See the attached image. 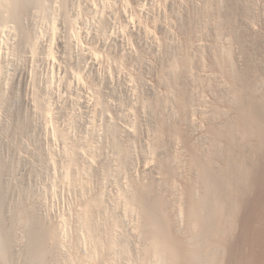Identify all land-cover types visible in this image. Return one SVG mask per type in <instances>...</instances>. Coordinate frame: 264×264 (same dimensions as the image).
Returning a JSON list of instances; mask_svg holds the SVG:
<instances>
[{"label": "rangeland", "instance_id": "374dc122", "mask_svg": "<svg viewBox=\"0 0 264 264\" xmlns=\"http://www.w3.org/2000/svg\"><path fill=\"white\" fill-rule=\"evenodd\" d=\"M43 1L42 6L31 2L30 5L27 4L25 5L26 7H21L22 14L19 13L20 17L15 18V20L13 16H9L8 11V13L5 11L6 7H0V12H3L2 14L6 12L5 14L7 15L3 17L2 23L0 22V166L3 164L1 167L3 169L1 170L0 168V173L4 172L1 174L2 177L0 175L2 179V181L0 179V183L4 182L2 183L3 186L2 184L0 186L5 189L3 190L4 192L7 191L5 197L7 195L9 199L5 198L7 202L4 201V203L7 206L3 204L2 215L7 224L8 222L12 223L11 230L14 232L12 231L11 239L14 242L11 240L10 244L13 247H11L12 252L15 253L9 254L8 259H10L9 261L12 264H17V262L18 264L24 263V248L27 246L26 243L28 244V237L25 234V222L31 217H37L38 214V217L43 220L45 218L44 221L48 222L47 224L50 227L52 226L51 228L54 229V232L56 229V241L59 236L57 241L59 248L56 251L55 249L50 251L49 264H94L95 262L96 264H138L139 249L137 251V248H139V237H137L138 233L134 231L136 229L135 225H137V216L132 211L134 216L130 211L128 212L130 206L127 207L128 203L123 200L121 195L126 190L125 188L130 187L129 182L131 183L133 177L136 176L134 179H137V176L138 178L142 176L138 180L144 178V175L139 172L140 168L153 164L152 159H149L152 155L148 150L149 147H147L148 135L153 129V126L151 127L152 116L149 113V103H145L150 100L147 94V87L155 86L158 91L162 87L161 92L166 91L163 84L159 86L152 80L153 70L158 71L160 68L159 71L163 70L164 64H161L164 59L166 63L168 59H166V56L168 57L169 55L170 57L171 53L174 52L172 51L173 45H175L173 50L176 53V39L179 43L182 42L180 36L184 33V28L181 26L182 21L177 18L184 20V17L187 16L186 14H202L199 11L197 13V7L200 9L203 0H65V3L63 0ZM195 6L197 7L195 8ZM258 9L254 10L255 12L253 11L254 15L252 13V20L256 21L257 19L258 24L249 19L250 17L247 18V21L253 22V25L261 23V20L259 21L260 18L256 14L261 13L260 11L263 8L260 11ZM134 10L138 12L135 11V13L133 12ZM5 14L2 16H5ZM141 14L143 15L141 16ZM128 15L129 17L135 16L134 32L137 31L136 35L127 31L129 29L126 28L124 17H128ZM141 19L144 20L142 21ZM154 19H160V24L162 23L163 27L166 26L164 30L169 32L166 33L157 27L151 26L152 32L154 30L157 31L156 33L153 32L154 35H158V37L155 35V40L157 39L158 42L155 40L153 42L159 43L158 45L156 44V50L152 49V42H150L152 40L143 36L139 31V26H146V23L147 25H153ZM167 19H173L174 23L172 20ZM17 20L18 23L20 22L19 25ZM151 20H153L152 24H150ZM177 22H180L179 27L182 28L183 32L178 28ZM137 23L141 25L138 26ZM199 25H197L196 29L194 28L195 32H197L195 33L196 39L194 42L200 41L198 43L200 46L202 45L201 48L204 45L206 46L201 50L205 51H203L204 56H206L204 58L208 63L209 51L207 43L211 34L208 33L209 35H206L205 33L209 29ZM167 26H169V29H167ZM259 26L255 27L258 28ZM202 28L206 29L205 33ZM198 30L199 32L202 30V32L199 33ZM171 32L175 34H173L175 37H173ZM184 35H182V38ZM198 37L202 38L199 39ZM161 40L162 43L166 42L162 44ZM221 41L225 45L228 44L223 38ZM129 50L131 54L128 52ZM149 50H153L154 53ZM191 50L196 53L194 47H191ZM142 57L146 59L143 61L144 58ZM121 59H124L123 62ZM127 60L128 65H125ZM141 63L142 65H140ZM130 64H133L134 67ZM208 66L212 68L211 65L207 64L204 69H210ZM199 70L203 71L200 68ZM135 79H137V83ZM139 111H141V114ZM129 127L132 128V131L136 130L133 131L134 134L133 132L132 135L126 134L125 128ZM145 131H148L147 134ZM114 132L117 137L114 136L115 134L113 135ZM113 140L116 141V147ZM124 143H128V146ZM121 152L123 155H121ZM116 154L117 156L120 155L119 158H117ZM127 166L128 168H126ZM79 169L81 170L79 171ZM78 189L79 191L81 189L83 194ZM93 198L98 199L102 205L100 204L99 208L96 207L97 209L94 208V212H92L95 215H93V219L97 220L95 222L92 219V225L94 223L95 227L98 226L100 228L97 229V227L93 226L97 231L91 230V236L90 231L88 232L87 228L85 230L86 226L80 224L82 220L78 215V211L84 199L88 201L94 200ZM116 200L120 202H116ZM123 202L125 203L123 204ZM115 203L119 205L117 206ZM113 207L119 209L116 210ZM15 214L18 216L17 219ZM22 215L26 217L23 218L24 220ZM110 217L111 219H109ZM100 219L103 221L100 222ZM115 220H118L117 224ZM12 221L17 222V224ZM22 222H24V228L22 227ZM96 223L99 224L96 225ZM102 231L103 233H101ZM105 231L107 232L105 233ZM112 232L114 233L113 236ZM132 232H135V234ZM110 240L116 245L114 246L113 244V249H107V243H110ZM126 248L129 250H126ZM112 251L117 254H113ZM128 252L129 254L127 255ZM119 253L125 254L120 256ZM125 255L128 257L126 258ZM10 256L13 257L12 261ZM102 258L106 259L103 260Z\"/></svg>", "mask_w": 264, "mask_h": 264}, {"label": "bare ground", "instance_id": "6f19581e", "mask_svg": "<svg viewBox=\"0 0 264 264\" xmlns=\"http://www.w3.org/2000/svg\"><path fill=\"white\" fill-rule=\"evenodd\" d=\"M42 1L43 0H0V7H6L7 9H5V11H8L10 14L8 15L13 16L15 20V18H19L20 14H22L21 7L27 4L30 5L31 2H35L36 4L38 3L39 5L41 4L42 6ZM63 1L65 3V0ZM259 6L260 8L258 9ZM196 7L197 6H195V8ZM261 8H263L264 10V0H203V4L200 9L197 7V13L199 11L202 14H186L187 16L184 15L186 16L184 17V20H181V18H177L182 21L181 26L182 28H184V37L182 38L183 34H181V36L179 35L182 39V42L179 43L176 39V53L175 50H173V47L175 45H173L172 51H174V54L171 53L170 57L169 55L168 57L166 56V59L168 58L166 60V63L164 62L165 59L163 58L164 60L161 64H164V68L162 67L163 70L159 71L161 68L158 71L153 70V75H151L152 80L156 84H159V86L163 84V87L165 86L166 91L161 92L162 87H160V91H158V88L156 89L155 86L153 87L152 85L150 87H147V94L150 100L149 102L145 103H149L148 107L150 109L149 113L152 116V125L149 122L147 123H149L151 127L153 126L151 133H148L149 135L147 140V147H149V149H147L152 155V157L150 156L149 159H152L153 164H151V166L146 165L143 168H140L139 172L144 175V178L138 180L142 176H140L139 178L137 176V179H134L136 176H132V181L131 183L129 182L130 187L125 188L126 190L124 189L125 191L123 195H121L123 197V200L127 201L128 203V205H125H127V207L130 206L129 210L127 208L128 212L132 211L137 216V225H135L136 229L134 230L133 227L132 229L138 233L137 237H139V248H137V251L139 249V255L137 257L139 259L138 264H264V12H262L263 10L260 11ZM257 9L261 12L259 13L257 11V13L259 14H256L260 18L259 21L261 20V23L259 22L260 26L257 25V19L256 21L254 20L255 23L257 22V24L254 25L259 26L258 28L252 24L254 22L252 20V13ZM135 11L136 10H134L133 12ZM186 11L189 10L187 9ZM2 13L3 12H0V22L3 20V17L7 16L5 13V16H2L4 15ZM142 15L143 14H141V16ZM130 16L132 15L130 14ZM153 17L156 18V16L154 15ZM177 17L179 16L177 15ZM247 18L251 19L253 22L247 21ZM134 19L135 16L129 17L128 15V17H124V22L127 26L126 28L129 29L127 31H129L130 34H135L137 32H134ZM159 20L154 19L153 25H147L146 23V26L143 25V27L139 26L141 25L140 23H137L140 27H138L140 29V33L152 40L150 41L152 42V49L155 50L156 44L158 45L159 43L153 42L155 40V35L157 37L158 35H154L153 32L156 33L157 31L153 29L154 31L152 32L151 26L157 27L163 31H165L164 29L166 27H163L162 23L160 24ZM171 20L173 22V19ZM152 21L153 20H151L150 24H152ZM163 21L166 22V20L164 19ZM177 23L178 28H180V22ZM197 25H203L209 29H207L209 32L207 31L205 33L206 29L202 28L204 30L203 32L206 35L211 34V37L208 39V43L205 42L208 45L207 47L209 51L208 63L204 58L206 57L204 56L205 51L203 50V52L201 50L203 47H206L204 45L205 43L201 48L202 45L200 46L198 43L200 41H196L197 43L194 42V40L196 39L195 33H197L195 32L194 28L196 29ZM171 27L170 29H172ZM182 28H180L181 31ZM167 29H169V26H167ZM165 32L169 33L167 31ZM173 34L174 33H172V35ZM174 35L173 37H175ZM222 38L228 44L225 45V43L222 42L223 40L221 41ZM155 41L158 42L157 39ZM72 42L73 44H75L74 41ZM75 42L77 41L75 40ZM191 47H194L196 53H194L193 50L190 51ZM140 48L142 49V47ZM130 50L128 52H130L131 54ZM145 59L146 58H144L143 61ZM207 64L211 65L212 68L208 66L210 67V69H204L205 67H207ZM125 65H128V60L127 64L125 63ZM140 65H142V63ZM143 65L145 66L146 64ZM199 68L203 71H207L201 72ZM131 70L133 71V69ZM137 79H135V82ZM133 84L135 83L133 82ZM137 88L139 89V87ZM139 112L141 114V111ZM142 116H144V114H142ZM140 119L142 118L140 117ZM129 128H125V132L127 135H132V132L136 127L134 126L133 131L131 130L132 128ZM113 135L116 136L117 134L114 132ZM114 140L113 142H115L114 145L116 147V141ZM117 151H119V149H117ZM121 155H123L122 152ZM119 156H117V158H119ZM2 166H0V168ZM126 168H128V166ZM2 169L3 168H1V170ZM80 170L81 169H79V171ZM2 173H0V175ZM65 175L69 176L68 174ZM3 190L5 189H3V187L1 188L0 186V261L1 264H12V262L10 263V259L8 258L9 254H15L14 252H12L13 247L10 244L12 240L11 238L13 235V230H11L12 223L8 222L7 224L6 220H4L5 218L2 215L4 206L3 204H5V198H7V195L5 197L7 191L4 192ZM82 194L81 196L83 197ZM93 199L94 200L88 201L84 199L81 208L79 207V211L77 210L79 212L78 215L82 220V222L80 221V224L86 226L85 230L87 228V231H90L89 233H91V230H93L95 227L94 223L92 225V221L94 220V214L92 212H94V208L97 209L96 207L99 208L102 205L100 201H98V199ZM118 201L116 200V202ZM124 203L125 202H123V204ZM5 206L7 205L5 204ZM107 216L109 217V215ZM17 217L18 216H16L15 214L16 219ZM23 218H26L25 215L24 217L22 215V219ZM109 219H111V217ZM44 220L38 217L37 214V217H31L25 222V234H27L28 237V244L26 243L27 246L25 245L26 248H24L25 260L23 264H49L50 251L52 249H55L56 251V249L59 248L57 245L59 236L57 238V241L55 237L56 229L54 232V229L51 228L52 226L50 227L47 224L48 222H45ZM102 221L100 219V222ZM117 221L115 220L116 224ZM13 223H15V221ZM22 223V227L24 228V222ZM15 224H17V222ZM97 224L99 223H96V225ZM111 225L114 226L113 224ZM84 226L82 227L84 228ZM96 227L97 229L100 228H98V226ZM106 232L107 231H105V233ZM101 233H103V231ZM114 233L112 234V236L114 235ZM133 234H135V232ZM90 235L92 236V233ZM136 242L138 243V241ZM113 244L114 246H116L115 243L110 240V243H107V249H113ZM125 246L121 248L124 250ZM90 249L92 250V248ZM127 249L128 248H126V250ZM94 251H96V249H94ZM96 252H94V254H96ZM125 253H123V255ZM128 254L129 252L127 253V255ZM121 255L122 254H120V256ZM68 256L70 257L69 254ZM10 257L12 261L13 257ZM101 257L103 256L101 255ZM127 257L128 256H126V258ZM57 260L59 259L57 258ZM94 264H96V262Z\"/></svg>", "mask_w": 264, "mask_h": 264}]
</instances>
